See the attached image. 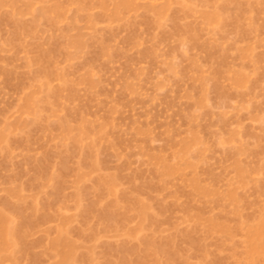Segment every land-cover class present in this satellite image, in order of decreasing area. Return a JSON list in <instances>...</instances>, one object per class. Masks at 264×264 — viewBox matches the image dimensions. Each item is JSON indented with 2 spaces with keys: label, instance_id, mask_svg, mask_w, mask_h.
<instances>
[{
  "label": "rangeland",
  "instance_id": "rangeland-1",
  "mask_svg": "<svg viewBox=\"0 0 264 264\" xmlns=\"http://www.w3.org/2000/svg\"><path fill=\"white\" fill-rule=\"evenodd\" d=\"M37 1L19 0L14 6L7 3L0 7V211L7 209L8 202L16 203L28 219L35 215L33 204L38 209L31 218L33 225L29 220L26 237L32 252L29 249L24 254L17 247L18 253L15 248V262L55 263L50 243L66 224L69 238L77 244L76 255L83 256L78 257V264H155L152 255L168 242L173 243L169 247L175 249L174 255L171 248L166 250L177 258L176 264H244V260L251 264L245 255L250 228L244 230L264 219V0H132L131 9L121 13L125 0ZM58 6L65 14L57 15L54 10ZM209 16L214 23L208 21ZM11 18L20 19L29 28L27 35L20 36L24 44L19 39L23 48L19 42L15 48L10 45L16 38ZM78 35L86 45L78 40L74 47L77 44L72 39ZM46 50L57 51L48 67L54 65L51 74L57 72L62 78L50 75L46 78L49 82L44 80L55 89L57 101L53 94L49 98L50 90L42 92L47 87L43 88L37 59ZM232 76L235 82L230 80ZM203 77H207L204 82ZM237 77L243 80L242 85ZM213 78L215 83L209 82ZM89 79L94 81L92 85ZM206 84L210 88L206 87L205 94L202 87ZM38 90L44 95H38ZM30 91L39 98L34 96L37 108L26 111L24 100L32 95ZM202 93L207 107L203 109L202 103L198 109L196 102ZM47 97L49 104L44 100ZM66 120L73 127L69 136L61 129ZM28 124V129L23 127ZM81 127L88 128L83 131L89 137L83 142L85 133H81L78 146L74 139L83 132ZM64 133L72 141L62 137ZM186 139L190 141L186 143ZM91 142L99 148L100 156L93 150L99 161L97 171L83 165V151L89 150ZM183 142L190 146L188 154ZM161 158L165 175L160 172ZM237 162L242 164L240 169ZM83 173L84 180L79 183L78 175ZM107 176L117 181L113 195L97 182ZM78 194L81 203L75 197ZM141 201L148 206L142 205L149 208L152 221L143 222L145 218L139 216L147 211L141 208ZM114 203L117 208L123 205L117 210ZM13 207L7 212L14 211ZM104 218L114 219L115 224ZM141 225L142 235L138 233ZM146 240L159 246L153 250ZM145 247L149 248L148 256ZM137 248L141 252L133 253ZM167 252L162 256L159 252L161 264H175ZM261 262L255 264H263V259Z\"/></svg>",
  "mask_w": 264,
  "mask_h": 264
},
{
  "label": "bare ground",
  "instance_id": "bare-ground-1",
  "mask_svg": "<svg viewBox=\"0 0 264 264\" xmlns=\"http://www.w3.org/2000/svg\"><path fill=\"white\" fill-rule=\"evenodd\" d=\"M41 1H42V0H40L39 2L42 4ZM17 2L19 3V0H0V4H1L0 7H1L2 5L7 4V3H9V4H11V5L14 6V5L18 4ZM37 2H38V1H37ZM39 2H38V3H39ZM35 3H36V2H35ZM120 3H121V2H120ZM133 3H134V2H133ZM23 4L25 5V3H23ZM23 4H22V2H21V6H22ZM122 4H123V5H122V10L119 8V7H121V5H120V6H119V5L117 6V7H118L117 10L120 9V13H121V11H123V10H128V8L131 9V5H132V6L134 5V4H132V0H125V3H124V1H123ZM19 5H20V4H19ZM31 5H32L31 1H28L27 6L30 8ZM35 5H36V4H35ZM102 6H103V5H102ZM5 8H6V7H5ZM5 8H3V9H5ZM20 8H21V7H20ZM24 8H25V7H24ZM41 8H42V6H41ZM53 8H54V7H53ZM55 8H56V9H55L54 11H55V12L57 11V12H56L57 15H59L58 13L64 11V8L62 9V11H60L62 7L59 8V6H58V7H55ZM123 8H127V9H123ZM1 10H2V9H1ZM1 10H0V11H1ZM11 10H12V9H11ZM20 10H21V9H20ZM24 10H25V9H24ZM21 11H22V10H21ZM24 12H25V11H24ZM40 12H43V11H40ZM48 12H50V11H48ZM117 12L119 13V11H117ZM25 13H26V12H25ZM50 13H51V12H50ZM62 13H63V12H62ZM62 13H61V14H62ZM120 13H119V15H120ZM20 14H21V13H20ZM41 14H42V13H41ZM53 14H54V13H53ZM64 14H65V11H64ZM43 15H44V14H43ZM55 15H56V14H55ZM55 15H54V17H55ZM57 15H56V16H57ZM117 15H118V14H117ZM22 16H25V15H24V14L21 15L20 18H21ZM210 16L212 17L213 15H210ZM210 16H209V19H211V20L208 19V21H209L210 23H211V22L214 23V22L212 21V20H214V18H217V19H218V17H214L215 15L213 16V17H214L213 19H212ZM6 17H7V15H6ZM9 17H10V16H9ZM9 17H8V18H9ZM12 17H13V16H12ZM14 17H15V16H14ZM14 17H13V18H14ZM41 17H43V16H41ZM47 17H48V16H47ZM58 17L60 18V17H62V16L60 15V16H58ZM13 18H11L10 20L15 21L16 19H13ZM23 18H24V17H23ZM23 18H21V21H22ZM44 18H46V15H45ZM49 18H50V20L52 19L51 16H50ZM49 18H48V19H49ZM207 18H208V17H207ZM217 19H215V20H217ZM46 20H47V19H46ZM54 20H55V19H54ZM57 20H58V18L56 19V21H57ZM13 21H12V23H13ZM51 21H52V20H51ZM48 22H49V21H48ZM58 22H59V21H58ZM50 23H51V22H50ZM52 23H53V22H52ZM14 24H15V27L13 26L14 28H13V27H12V28H13L15 31L13 30V32L15 33V34H14L15 37L18 38V39L15 38L16 41H15V40L13 41L14 44H12V41H10V45H11V46L13 45L14 48H15V47H16V46H15V43H16V44H19V43H20V44H19L20 46H19V45H18V46L23 48L24 45H22L21 42H19V39L22 40V43L24 42L23 39H22V37L20 38V36H25V34L27 35V32L29 31V28L26 26V24L24 25L23 23H21V22H20V19H19L18 21H15V22L13 23V25H14ZM53 24H54V23H53ZM56 24H57V22H56ZM58 24H59V23H58ZM51 25H52V24H51ZM56 26H57V25H56ZM57 27H58V26H57ZM30 28H32V27H30ZM33 29H34V28H32V30H33ZM32 30H31V31H32ZM28 34H29V33H28ZM33 36H34V35H33ZM76 38H77V39H76ZM76 38H73V39H72V41L74 40V42H76V43H74V44H77V41H78V40H79V41H82V40H83V38H82V40H80L81 37H79V35H78V37H76ZM10 40H11V39H10ZM65 40H66V39H65ZM69 41L71 42V39H70ZM18 42H19V43H18ZM82 43H84V41H82ZM23 44H24V43H23ZM59 44H60V43H59ZM65 44H66V42H65ZM71 44H73V42H71ZM21 45H22V46H21ZM79 45H80V43H79ZM84 45H86V44L84 43ZM77 46H78V44H77L76 46H74V47H77ZM80 46H81V45H80ZM82 46H83V45H82ZM58 47H59V46H58ZM12 48H13V47H12ZM36 48H37V47H36ZM49 48H50V50H51V47H49ZM63 48H64V47H63ZM81 48H83V47H81ZM81 48H80V49H81ZM17 49H19V48H17ZM53 49H54V48H53ZM56 49H57V48H56ZM15 50H16V49H15ZM57 50H58V49H57ZM47 51H48V50H46V51H41L40 54H39V57H38V59H37L38 64H40V66H41V67H40L39 74L41 73V76L44 77L43 79H42V78H41V79H42V81L47 80L48 77H51L50 75H53V77H54V75H56L57 77H56V76H55V77H56L57 79H59V78H60L59 73H58L59 78H58L57 72H56V74H51V72H52L53 70H55V68H56V67H54V65H53V64H55V63H54L55 61H54L53 64H52V65H53V67H52L53 70H51L52 68H49V67H50L49 64H50L53 60H55L54 57H55L57 54H56L54 57H53V55H54L57 51H56L55 53H52L51 51H50V52H49V51L47 52ZM52 51L54 52L55 50H52ZM246 51H248V52H246ZM249 51H250V49H249V50H245L244 53H245V56H246V57H245V56H242L244 59L248 57V56H247V53H249ZM60 52H61V51H60ZM244 53H243V54H244ZM52 54H53V55H52ZM52 65H51V66H52ZM28 66H29V65H28ZM38 66H39V65H38ZM48 66H49V67H48ZM3 69H4V68H3ZM29 69H30V68H29ZM49 69H50L51 71H50ZM56 70H57V69H56ZM4 71H5V70H4ZM1 72H2V70H1ZM219 72H220V71H219ZM232 72H233V71H232ZM238 72H239V71H238ZM238 72H237V75H238ZM5 73H6V72H5ZM11 73H12V71H11ZM13 73H14V72H13ZM234 73H236V72H234ZM7 74H8V76L12 77L11 74L9 75V70H8V73H7ZM216 74H219V73H216ZM216 74H215V75H216ZM242 74L244 75V73H242V72H240V74H239V75L241 76V78L244 77ZM3 75H4V74H3ZM33 75H34V74H32V76H33ZM41 76H40V77H41ZM89 76H90V75H89ZM89 76H88V78H91V77H89ZM216 76H217V75H216ZM55 77H54V78H55ZM200 77H201V76H200ZM232 77L234 78L235 76H232ZM232 77L230 78V80H234V82H235V81H236L235 78L232 79ZM7 78H8V77H7ZM13 78H14V77H13ZM46 78H47V79H46ZM61 78H62V77H61ZM61 78H60V79H61ZM203 78H204V77H203ZM205 78H206V79H205ZM205 78L203 79V82L207 80V77H205ZM215 78H216V77H215ZM215 78L212 79L213 81H212V80L210 81V79H208V80H209V82H211V83H212V82L215 83V82H214ZM41 79H40V80H41ZM50 79H51V78H50ZM60 79H59V80H60ZM199 79H200V78H199ZM199 79H198V82H199L200 84H202V79L200 80L201 82L199 81ZM236 79H237V83L240 84L239 81H241L242 79L238 80L239 77H237ZM63 80H64V79H63ZM89 80H90V81H89ZM89 80H88V81L90 82V84H91V82H94V81H91V79H89ZM61 81H62V80H61ZM64 81H65V80H64ZM216 81H217V80H216ZM245 81H246V82L249 81V80H248V77L246 78ZM44 82H45V81H44ZM44 82H42L43 88L46 89V87H47V90L45 91V90L43 89L42 92L47 93V91L50 90V91L48 92V93H49L48 96H49L50 99H51V96H53V95L56 96V92H54L55 89H54V88H53L54 90L52 89V85H51V87H50V85H48L49 83L47 84L46 82H45V83H44ZM47 82H49V81L47 80ZM231 82L233 83V81H231ZM67 83H68V82H66V84H67ZM87 83H88V82H87ZM206 83L208 84V82H206ZM237 83H236V84L233 83V84H234L235 86H236V85L238 86ZM242 83H243V80H242V82H241L240 85H242ZM46 84H47V85H46ZM92 84H93V83H92ZM92 84H91V85H92ZM204 84H205V83H204ZM207 84H206V85H203V87H202V92H203L204 90L206 91V87L208 86ZM217 84H218V83H217ZM246 84H247V83H246ZM30 85H31V84H30ZM210 85H211V84H210ZM215 85H216V84H215ZM240 85H239V86H240ZM243 85H244V84H243ZM66 86H68V85H66ZM204 86H205V88H204ZM211 86H212V85H211ZM237 86H236V88H237ZM30 87H31V86H30ZM38 87H39V86H37V88H38ZM208 87H209V86H208ZM220 87H221V86H220ZM244 87H245V86H244ZM37 88L35 87L36 90H37ZM61 88H62V87H61ZM200 88H201V87H200ZM209 88H210V87H209ZM217 88H218V89H221V88H219V86H218ZM238 88H239V87H238ZM240 88H242V87H240ZM38 89L40 90V88H38ZM69 89H70V88H69ZM213 89H214V88H213ZM33 90H34V89H33ZM39 90H38V91H39ZM52 90H53V91H52ZM57 90H58V89H57ZM63 90H64V89H62V91H63ZM208 90H209V89H208ZM73 91H74V90H73ZM205 91H204L203 93H205ZM218 91L220 92V90H218ZM30 92H31V91H30ZM33 92H35V90H34ZM42 92L39 91L37 94L39 95V94H41ZM51 92H53V93H51ZM213 92L215 93V90H214ZM223 92H225V90H223ZM31 93H32V92H31ZM35 93H36V92H35ZM203 93H202V96L200 95V96H201L200 98H202V99H199L200 101L197 99L198 101L196 102V103L199 102V104H196V106H198V109L200 108V106H202V105L205 103L206 95H203ZM27 94H28V93H27ZM33 94H34V93H32V95H31L29 98H27V97H28V96H27V97H26L27 100H24V101H25V109H26V111H30V109H32V106L35 107L36 103H38V101L35 99L36 94H34V95H33ZM51 94H53V95H51ZM205 94H206V93H205ZM208 94H210V93L208 92ZM216 94H217V93H216ZM220 94H221V93H220ZM222 94H223V93H222ZM41 95H44V94L42 93ZM50 95H51V96H50ZM32 96H33V97H32ZM34 96H35V97H34ZM204 96H205V97H204ZM208 96H209V95H208ZM37 97H38V96H37ZM37 97H36V98H37ZM42 97H43V96H42ZM44 97H46V95H45ZM71 97H72V96H71ZM24 98H25V97H24ZM26 98H25V99H26ZM38 98H39V97H38ZM38 98H37V99H38ZM49 98L47 97L48 100H46V98L44 99V100L46 101L47 104H49V103H48V102L50 101ZM198 98H199V97H198ZM224 98H225V96H224ZM52 99H53V98H52ZM58 99H59V98H58ZM203 99H204V100H203ZM202 100L204 101V103H203ZM208 100H209V99H208ZM39 101H40V100H39ZM54 101H55V100H54ZM54 101L52 100V102H54ZM56 101H57V96H56ZM59 101H60V100H59ZM59 101H58V102H59ZM206 101H207V99H206ZM52 102H51V103H52ZM59 103H60V102H59ZM202 103H203V104H202ZM52 104H53V103H52ZM55 105H56V104H55ZM204 105H205V104H204ZM204 105H203V109L207 107L206 105H205V106H204ZM48 106H49V105H48ZM35 108H37V107H35ZM53 108H56V106L53 107ZM39 109H40V108H39ZM200 109H202V107H201ZM32 110H33V109H32ZM32 110H31L30 113L33 112ZM42 110H43V109H42ZM55 110H56V111H55ZM55 110H54V112H55V114H56V112H57L58 109H55ZM36 112H37V111H36ZM36 112H35V115H36ZM66 112H68V111H66ZM66 112H65V113H66ZM40 113H41V112H40ZM40 113H39V114H40ZM32 114H33V113H32ZM57 114H58V113H57ZM67 114H68V113H67ZM67 114H66V115H67ZM40 115H41V114H40ZM57 116H58V115H57ZM64 117H66V116H64ZM67 117H68V115H67ZM67 117H66V119H67ZM193 117L196 118V116H194V115H193ZM193 117H192L191 119H194ZM34 118H35V117H34ZM196 119H198V116H197ZM22 120H23V119H22ZM34 120H35V119H34ZM194 120H195V119H194ZM194 120H193V121H194ZM20 122H21V120L19 121V123H20ZM25 122H26V121H25ZM62 122H64V120H63ZM86 122H87V121H86ZM86 122H85V123H86ZM87 123H88V122H87ZM22 124H25V123H22ZM60 124H61V123H60ZM81 124H82L81 126H83V122H82ZM88 125H89V124H88ZM12 126H13V125H12ZM17 126H18V125H17ZM20 126H21V125H20ZM28 126H29V124L26 125V126H23V127L26 128V127H28ZM30 126H31V125H30ZM58 126H59V125H58ZM72 126H73V125H72ZM84 126H86V125L84 124ZM90 126H91V125H90ZM15 127H16V126H15ZM23 127H22V129H24ZM79 127H80V125H79ZM87 127H89V126H87ZM28 128H29V127H28ZM28 128H26V129H28ZM59 128H60V127H59ZM77 128H78V127H77ZM84 128H85V127H84ZM84 128L82 129V127H81L82 130H81V129H80V130L83 131ZM61 129H62V130L64 129L66 132H69V134H68V136H69V135L71 134L70 131L73 130V127H71V125L68 124V123H67V120H66V122H65L64 124H62V128H61ZM61 129H59V130H60L61 133H63V132L61 131ZM71 129H72V130H71ZM85 129H88V128H85ZM9 130H10V129H9ZM15 130H16V129H14V130L12 131V133H14ZM64 130H63V131H64ZM80 130H78V131H80ZM24 131H25V130H24ZM86 132H87V131H86ZM4 133H5V132H4ZM81 133L83 134V133H85V132H84V131H83V132H80V133H79V136L75 135V136H77L76 138H75V136H74V138H75V139H74V142H78V146H79V143H81V138H82V136H83V137L85 136L84 138H82L83 142L86 141V140L84 141V139H88V138H86L87 136L89 137V134L87 135V133H85V135H82V136H81V135H80ZM2 134H3V133H2ZM63 135H64V136H63ZM65 135H66L65 133L62 134V137H67V136H65ZM5 136H6V135H5ZM5 136H3V137L6 138L8 135H7L6 137H5ZM1 137H2V136H1ZM9 137H10V136H9ZM9 137H8V138H9ZM4 138H3V139H4ZM8 138H7V139H8ZM68 138H69V140L72 141V139H70L71 137H67V139H68ZM64 139H65V138H64ZM67 139H65V141H66ZM90 139H91V137H90ZM192 139H193V138H191V140H192ZM8 140H9V139H8ZM69 140H68V141H69ZM187 140L190 141V139H186V140H185L186 143H188ZM95 141H96V140L94 139V142H95ZM193 141H194V140H193ZM193 141H192V142H193ZM5 142H6V141H5ZM74 142H73V144H74ZM91 143H92V142H91ZM96 143H97V142H96ZM183 143H184V144H183ZM183 143H182V145L185 146V142H183ZM5 144H6V143H5ZM75 144H77V143H75ZM93 144H94V143L90 144L89 146H91V145H93ZM89 146L87 147V149H89L88 151L85 149L86 147L83 148V149H85V150L83 151V153L86 152V153L88 154V155H87L86 153H84V154H85V158H84L85 160H83V162H84L83 165H85V164H86V165L89 164V165L91 166V170L95 169V170L97 171L98 169H96V167H97V163H99V161H98V159H96V158H97L96 155L99 153V152H98V151H99V150H98L99 148H98V145H96V144L93 145L94 147L91 146L92 149L89 148ZM74 147H75V146H74ZM76 147H77V146H76ZM76 147H75V149H77ZM188 147H190L189 144L186 145L184 148L181 146V148L185 149L184 152H185L186 154H188L187 152H189V151L191 150V149H188ZM78 148H80V147H78ZM93 148H94V149H93ZM96 149H97V151H96ZM79 150H80V149H79ZM93 150H94V152H96V155L93 154ZM0 151H1V149H0ZM181 151H182V150H181ZM83 153H82V154H83ZM92 155H94V156H92ZM98 155H99V154H98ZM98 155H97V156H98ZM183 155H184V154H183ZM82 156H83V155H82ZM88 156H89V157H88ZM99 156H100V155H99ZM187 156H188V155H187ZM92 157L95 158V159H94L95 161L93 160ZM158 157H159V156H158ZM158 157H157V160H158ZM189 157H190V156H189ZM87 158H88V159H87ZM155 158H156V157H155ZM155 158H154V159H155ZM159 158H160V157H159ZM183 158H185V157L183 156ZM89 159H90V160H89ZM162 159H163V158H161L160 161H161ZM188 159H189V158H188ZM46 160H47V159H46ZM87 160L90 161L91 163L88 162ZM181 160H182V159H181ZM185 160H186V159H185ZM96 161H97V162H96ZM85 162H87V163H85ZM155 162H156V161H155ZM161 162H163V164H161L162 167H163V169H161V170H163V171H160V172H164L162 175H165V170H167V169L164 170V167H165V166H163L164 163H165V161L163 160V161H161ZM157 163H158V162H157ZM157 163H156V164H157ZM159 163H160V162H159ZM159 163H158V164H159ZM237 163H238L237 166H238V168L240 169L239 166H241L242 164L240 165L239 162H237ZM45 164H46V163H45ZM158 164H157V165H158ZM166 164H167V163H166ZM166 164H165V165H166ZM86 165H85V167H88V165H87V166H86ZM65 166H66V164H65ZM90 166L88 167L89 169H90ZM40 167H41V166H40ZM46 167H47V165H46ZM159 167H160V166H159ZM170 167H174V166H170ZM170 167H169V168H170ZM42 168H44V167L42 166ZM66 168H67V170H68V167H66ZM241 168H242V170H243V166H242ZM37 169H38V168H37ZM39 169H40V168H39ZM174 169L178 170L179 168L177 169V167H176V168H174ZM244 169H245V168H244ZM65 170H66V169H65ZM157 170H160V169H157ZM172 170H173V168H172ZM172 170L170 169V171H169V172H170V174H169L170 176H171V173L174 171V170H173V171H172ZM38 171L40 172V170H38ZM179 171H180V169H179ZM244 171H245V170H244ZM244 171H243V172H244ZM246 171H247V170H246ZM42 172H43V171H42ZM80 172L82 173V170H81ZM83 172H84V171H83ZM94 172H95V171H94ZM156 172H158L159 174H161L159 171H156ZM166 172H168V171H166ZM176 172H177V171H176ZM176 172H175V173H176ZM238 172L240 173V171H238ZM243 172H242V173H243ZM247 172H248V171H247ZM247 172H246V174H248ZM84 173H85V172H84ZM84 173H83V174H84ZM40 174H42V173L40 172ZM78 174H79V173H78ZM83 174H82V175H83ZM82 175H81V174L78 175V176H80L79 178H81L80 180L78 179V180H79V183H80V182H83V180H84V179L82 180V178L85 177V174H84L83 176H82ZM166 175H167V173H166ZM244 175H245V173H244L242 176L244 177ZM38 176H40V175H38ZM38 176H37V177H38ZM59 176H60V175H59ZM61 176H62V175H61ZM61 176H60V178H61ZM78 176H77V178H78ZM81 176H82V177H81ZM240 176H241V173H240ZM42 177H43V176H42ZM165 177H166V176H165ZM167 177H168V176H167ZM57 178H59V177H57ZM60 178H59V179H60ZM43 179H44V178H43ZM53 179H54V177H52V180H53ZM64 179H65V178H64ZM99 179H100V178H99ZM38 180H39V179H38ZM57 180H58V179H57ZM78 180H76V181H78ZM53 181H56V180L54 179ZM62 181H63V180H62ZM115 181H116V180H114L113 177H111V176H110V177L107 176V177H103V178H101V179H100L99 181H97V182H99V185H100L101 187H104V189H106L109 193H111V194L113 195V193L115 192V189H116V187H115ZM195 181L197 182L198 180H195ZM116 182H117V181H116ZM56 183H57V182H56ZM59 183H60V182H59ZM61 183H63V182H61ZM97 184H98V183H97ZM56 185H57V187H58V184H56ZM59 185H60V184H59ZM61 185L63 186L64 183L61 184ZM77 185H79L78 182H77ZM197 185H199V184L197 183ZM81 186H82V185H81ZM116 186H118V185H116ZM197 187H198V186H197ZM199 188H202V186H200ZM60 189H61V188H60ZM202 189H203V188H202ZM204 189H206V187H205ZM207 189H209V188L207 187ZM81 190H82V189H81ZM93 190H94V189H93ZM197 190H198V189H197ZM211 190H212V189H211ZM14 191H15V190H14ZM59 191H60V190H59ZM199 191H200V189H199ZM202 191L204 192L205 190H202ZM212 191H213V190H212ZM212 191H211L210 194H213ZM11 193H13V190L11 191ZM109 193H107V194H109ZM207 193H209V192L207 191ZM115 194H117V193H115ZM127 194H128V193H127ZM201 194H202V193H201ZM203 194H204V193H203ZM99 195H100V194H99ZM125 195H126V194H125ZM204 195H205V198H206V200H207V194L205 193ZM214 195H215V194H214ZM214 195H212V196H214ZM115 196H117V195H114V198H116ZM209 196H210V195H209ZM235 196H236V195H235ZM19 197H20V196H18V198H19ZM75 197H76V199H77L78 202H80L81 199H82V198H81L82 196H81L80 194H78V195L75 196ZM120 197H121V195H120ZM124 197H125V196H124ZM126 197H127V196H126ZM21 198H22V200L24 201L23 197H21ZM111 198H113V197H111ZM127 198H128V197H127ZM212 198H213V197H212ZM8 199H10V197H8ZM19 199H20V198H19ZM118 199H119V201L115 199V201H113V202H115V203H116L117 201L120 202V198H118ZM20 200H21V199H20ZM123 200H124V199H123ZM123 200H121V203H122ZM208 200H209V198H208ZM8 201H9V200H8ZM10 201H12V199H11ZM23 201H21V202H23ZM102 201H103V200H102ZM125 201H126V200H125ZM12 202H13V201H12ZM24 202H26V201H24ZM34 202H35V201H34ZM49 202H50V201H49ZM97 202H98V201H97ZM126 202H127V201H126ZM128 202H129V201H128ZM13 203H14V202H13ZM18 203H19V201H18ZM80 203H81V202H80ZM115 203H114V208H116L117 210H118V208L120 209V207L123 205V204L121 205V203H120V205H119L120 207L117 208V207H115V205H116V206H118V205L115 204ZM141 203H142V201H141ZM141 203H140V204H141ZM143 204H145V203H142V204H141V208L143 207V210H146V209H147V211H143V212L141 211V212H140V210H142V209H141V208L139 209V212H140V213H138V214H140L139 216L142 215V217L145 218V219H142V217H140V219L144 220L143 222H146V220H147V222L152 221V220H151V217L149 216V210H148L149 208H144V206H145V207H148V206H147L146 204H145L144 206H142ZM7 205H8V206H7V209H8V210H10L9 207L12 208V205H13L15 208L13 207L14 211H11V212H10V211L7 212V209H6V210L4 209L5 207L3 208V210H5V211H2V209H1V211H0V263H1L2 261H4V260H7V261H9V262H11V263L13 262L14 264H17V261L15 262V259H16V258H14L15 256H13V255H15V254H12V252H13V250L16 248L17 250H16V249H15V250L18 251V253H19L20 250H18V248H17V247H19V249L23 250V253L26 254V253L28 252V250L30 249V247H29L30 244H29L28 242H26V241H28V240H26V239H27L26 237H28V235H29V229H30V225H29V224H30V221H29V220L32 221L31 218H32L33 216L35 217V215H36V211H38V209H37V207L34 206V204H33L34 208H33V206L31 205V206H32L31 209L34 211L35 215L32 213V214H33L32 217L30 218V216H29L28 219H27V218H26L27 216H26V217L22 216V215H23V212H22L23 209H22V207H19V206L17 207V206H15V205H17L16 203H15V205H14V204H12L11 202H10V203L8 202ZM9 205H10V206H9ZM19 205H21V204H19ZM24 205H25V204H24ZM94 205H95V204H94ZM124 205H126V207H127L129 204H125V203H124ZM111 206H113V205L111 204ZM16 207H17V208H16ZM23 207H25V206H23ZM49 207H50V206H49ZM51 207H52V206H51ZM89 207H90V206H89ZM92 207H94V206L92 205ZM100 207H102V205H101ZM109 207H110V206H109ZM94 208H95V207H94ZM124 208H125V207H124ZM129 208H130V207H129ZM129 208H125V209L128 210ZM13 209H12V210H13ZM18 209H20V210H18ZM34 209H35V210H34ZM36 209H37V210H36ZM116 209H115V210H116ZM21 210H22V211H21ZM96 210H97V209L95 208L94 211L96 212ZM98 210H99V209H98ZM106 210H107V209H106ZM115 210H114V212H116ZM122 210H123V209H122ZM24 211H25V210H24ZM33 211H31V212H33ZM90 211H92V210L90 209ZM94 211H93V212H94ZM109 211H110V210H109ZM125 211H126V210H125ZM125 211H123V212H125ZM13 212H15V213H13ZM21 212H22V213H21ZM86 212H87V211H86ZM97 212H98V211H97ZM126 212H127V211H126ZM126 212H125V213H126ZM146 212H148V214H146ZM25 213H26V212H25ZM89 213H91V212H89ZM89 213H88V214H89ZM101 213H102V212H101ZM104 213H105V212H104ZM109 213H110V212H109ZM121 213H122V212H121ZM88 214H87V215H88ZM112 214H114V213H111L110 215H112ZM150 214H151V212H150ZM238 214H239V213H238ZM15 215H16V216H15ZM24 215H25V214H24ZM90 215L93 216V214H90ZM97 215H98V213H97ZM108 215H109V214H108ZM151 215H152V214H151ZM236 215H237V214H236ZM18 216H19V217H18ZM94 216H95V215H94ZM103 216H104V215H103ZM112 216H113V215H112ZM115 216H116V214L114 215V217H115ZM117 216H118V215H117ZM117 216H116V217H117ZM139 216H138V219H139ZM107 217H108V216H107ZM109 217H111V216H109ZM114 217H111V218H114ZM116 217H115V218H116ZM148 217H149V219H147ZM18 218H19V219H18ZM100 218H101V217H100ZM115 218H114V219H115ZM261 218H262V217H261ZM263 218H264V217H263ZM33 219H34V218H33ZM104 219H105L106 221H107V220L109 221L108 218H104ZM114 219H110L111 222H110V221H109V222L107 221L108 224L110 223V225L112 224V226H113V223L115 224V222H112V220L114 221ZM152 219H154V218H152ZM258 219H259V218H258ZM71 220H72V219H71ZM148 220H149V221H148ZM259 220H260V221H258V223H256L257 221H256V222L254 221V223H256L257 225L255 224V226H251V225L249 224L248 226H250V227H248V226L246 225L247 228H245V230H244V231H246V229L248 230V229L250 228V230H248V236H249V237L246 235V236L248 237V238H247V241H248V239H249V241H248L249 243H247V244H248L247 246H249V250H248V251L246 250V251L248 252V254L245 253L246 257L248 256L249 259H248V258H245V257H244V259H248L249 261H247V262H249V263H251V264L260 263V262L262 261V259H263V261H264V219H263V220H262V219H259ZM68 221H69V220H68ZM100 221H104V220H100ZM155 221H156V220H155ZM211 221H212V219H211ZM34 222H35V221H34ZM34 222L32 221L31 224L33 225ZM104 222H105V221H104ZM107 222H106V223H107ZM117 222H119V221L116 220V223H117ZM212 222H213V221H212ZM101 223H102V222H101ZM119 223H120V222H119ZM119 223H118V224H119ZM150 223H151V222H150ZM153 223H154V222H153ZM254 223L252 222V225H254ZM69 224L71 225V222H70ZM108 224H107V227H108ZM145 224H146V223H145ZM145 224H144V225H145ZM147 224H148V223H147ZM147 224H146V225H147ZM222 224H223V222L221 223V225H222ZM224 224H225V223H224ZM70 225H69V226H70ZM102 225H104V224L102 223ZM209 225H210V223H209ZM211 225H212V223H211ZM216 225H218V224L215 223V228L218 229L219 226L217 227ZM115 226H117V225H115ZM33 227H34V226H33ZM107 227H106V230H107ZM110 227H111V226H110ZM146 227H147V226H146ZM240 227H241V226H240ZM114 228H115V227H114ZM209 228H210V227H209ZM110 229H111V228H109L108 230L110 231ZM115 229H116V228H115ZM137 229H138V228H137ZM140 229H141V230L138 232L139 234H140V232L144 229V228L142 229V225H141V228H140ZM211 229H212V227H211ZM221 229L224 230V232L227 230L225 226H221ZM243 229H244V227H243ZM243 229H242V230H243ZM215 230H216V229H215ZM219 230H220V228H219ZM79 231H80V230H78V232H79ZM143 231H144V230H143ZM143 231H142V232H143ZM211 231H212V230H211ZM211 231H209V233H210ZM240 231H241V230H240ZM81 232H82L83 234H85V233H84L85 231L82 230ZM220 232H221V231H220ZM136 233H137V232H136ZM136 233H135V234H136ZM138 233H137L136 235H138V236L142 235V234L139 235ZM213 233H214V230H213ZM231 233H232V232H231ZM246 233H247V232H246ZM69 234H70V233H69ZM214 234H215V233H214ZM219 234H220V233H219ZM70 236H71V235H70ZM79 236H80V235H79ZM81 236H82V235H81ZM132 236H133V235H132ZM134 236H135V235H134ZM138 236H137V237H138ZM187 236H188V235H187ZM137 237H136V238H137ZM81 238H83V236H82ZM81 238H80V239H81ZM145 239H146V238H145ZM150 239H151V238H150ZM152 239H153V238H152ZM133 240H134V239H133ZM137 240H139V238H138ZM142 240H143V239H142ZM169 240H170V239H169ZM146 241H147V240H146ZM150 241H151V240H150ZM154 241H156V240L154 239L153 242H154ZM163 241H164V240H163ZM139 242H141V241H139ZM153 242H151V243L153 244ZM156 242H157V241H156ZM161 242H162V241H161ZM192 242H194V241L192 240L191 243H192ZM26 243H28L29 245L26 244ZM141 243H142V242H141ZM151 243H148V241H147V245L150 246L149 248L152 247L151 249H153V247H154V248H157V247L159 246V245L156 246V245H154V244H153V246H152ZM163 243L165 244V242H163ZM166 243H167V242H166ZM170 243H171V242H170ZM170 243L168 242V243H167L168 245H166V244L164 245V246H166V248H164V246H163V248H160V249L157 248V249L155 250V252H154L155 255H154V254L152 255V251H153L154 249H153V250L150 249L149 254H151L152 257L155 256V259H156L157 264H161V262H162V261H160V259H162V257H161L160 259H159V257H158V256H159V255H158L159 252H160L161 256H162V254H165V251L167 252L166 249H167V248H168V249L171 248V247H169V246L173 244V243H172V244H170ZM197 243H198V242H196V245H197ZM145 244H146V243H145ZM21 245H22L23 247H21ZM27 245H28V246H27ZM140 245H141V244H140ZM140 245H139V246H140ZM192 245H193V244H192ZM50 246H51V247H49V248H51V249H49V251H50V250H51V251L53 250L52 252H55L56 257H57V259H56L57 261H56L55 263H53V264H76V263L78 264V262H79V261H78V257L81 259V256H82V255H80V256H79V255H78V256L76 255V252H77V250H76V246H77V244H75V242H73V240H71V239L69 238V235H68V232H67V229H66V224L63 225V226H61V227L58 229V238L55 239V240L53 239V241L50 243ZM172 246H173V245H172ZM175 246H176V245H175ZM20 247H21V248H20ZM136 247H137V246H136ZM140 247H142V246H140ZM146 247H147V246H146ZM146 247H145V248H146ZM194 247H195V246H194ZM22 248H23V249H22ZM79 248H80V247H79ZM138 248H139V247H138ZM138 248H137V250H138ZM149 248H146V252H145V253L147 254V256H148V250H149ZM198 248H199V246H198ZM47 249H48V248H47ZM77 249H78V248H77ZM125 249H126V248H125ZM135 249H136V248H135ZM147 249H148V250H147ZM161 249H162V251H161ZM172 249H174V248H171V249L169 250V252L172 253ZM15 250H14V253H17V252H15ZM25 250H27V251L24 252ZM30 250H31V249H30ZM143 250H144V249H143ZM174 250H175V249H174ZM49 251H48V252H49ZM51 251H50V253H51ZM124 251H125V250H124ZM128 251H129V250L125 251V253H126L127 255L129 254ZM20 252H21V251H20ZM31 252H32V250H31ZM139 252H141V249L138 250V251L134 250L133 253L138 254ZM169 252H167V253H168L167 255L170 254L169 257H170V256H171V257H170V259H169L168 256L166 255V256H167V259H169V260L171 261V263L174 262V261L176 262L175 259H177V258H175V259L172 258L174 254L172 253V254H173V255H172V254L169 253ZM173 252L177 253L176 251H173ZM123 253H124V252H123ZM145 253H143V255H144ZM179 253H180V252H179ZM29 254H30V253H29ZM78 254H79V251H78ZM89 254L93 255L92 253H89ZM140 254H142V253H140ZM146 254H145V257H144L145 259L143 258L145 261H146V258H147V257H146ZM27 255H28V254H27ZM132 255H134V254H132ZM245 255H244V256H245ZM52 256H53V255H52ZM89 256H90V255H89ZM89 256H87V257L89 258ZM93 256H94V255H93ZM123 256H124V255H123ZM138 256H139V255H138ZM53 257H54V259L56 258L55 256H53ZM82 257H83V256H82ZM130 257H131V255H130ZM150 257H151V256H150ZM152 257H151V258H152ZM88 258H87V259H88ZM91 258H92V260H93V257H91ZM123 258H124V257H123ZM125 258H127V257L125 256ZM125 258H124V259H125ZM35 259H36V258H35ZM129 259H130V258L128 257V260H129ZM37 260H38V259H37ZM90 260H91V259H90ZM107 260H108V259H107ZM169 260H168V261H169ZM172 260H173V261H172ZM258 260H259V261L261 260V261L258 262ZM38 261L40 262V259H39ZM77 261H78V262H77ZM87 261H89V260H87ZM125 261H126V259H125ZM168 261H167V263H168ZM170 261H169V262H170ZM207 261H208V260H207ZM36 262H37V261H36ZM82 262H83V261H82ZM130 262H132V261H130ZM130 262H129V263H130ZM138 262H139V261H138ZM140 262H141V261H140ZM153 262H155V260H154ZM156 262H155V264H156ZM175 262H174V263H175ZM2 263H3V262H2ZM86 263H87V262H86ZM91 263H92V262H91ZM93 263H94V262H93ZM111 263H112V262H111ZM113 263H114V262H113ZM208 263H209V262H208ZM208 263H206V264H208ZM261 263H262V262H261ZM33 264H34V263H33ZM37 264H39V263H37ZM87 264H88V263H87ZM107 264H108V262H107ZM130 264H131V263H130ZM141 264H143V263H141ZM144 264H145V263H144ZM172 264H173V263H172ZM175 264H176V263H175ZM244 264H245V260H244ZM246 264H247V263H246ZM263 264H264V263H263Z\"/></svg>",
  "mask_w": 264,
  "mask_h": 264
}]
</instances>
